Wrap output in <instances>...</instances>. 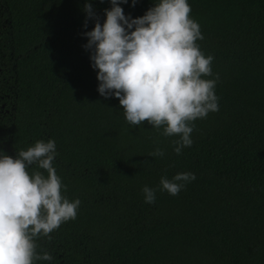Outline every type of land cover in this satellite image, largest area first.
<instances>
[{
  "label": "trees",
  "instance_id": "1",
  "mask_svg": "<svg viewBox=\"0 0 264 264\" xmlns=\"http://www.w3.org/2000/svg\"><path fill=\"white\" fill-rule=\"evenodd\" d=\"M153 2L121 7L136 18ZM84 3L0 0V150L53 139L62 192L81 202L36 238L53 259L35 264H264V0H188L218 110L192 122L179 155L175 136L128 125L118 98L98 93ZM91 3L103 23L108 0ZM156 147L162 157L149 156ZM178 172L195 179L175 196L160 191V177Z\"/></svg>",
  "mask_w": 264,
  "mask_h": 264
},
{
  "label": "clouds",
  "instance_id": "2",
  "mask_svg": "<svg viewBox=\"0 0 264 264\" xmlns=\"http://www.w3.org/2000/svg\"><path fill=\"white\" fill-rule=\"evenodd\" d=\"M108 2L103 23L91 0L83 6V27L89 19L94 21L91 30L82 33L87 38L82 47L90 52L97 91L118 98L128 125L146 121L163 136H175L173 151L179 155L192 144V122L218 110V75L205 78L213 75V56H206L197 44L203 36L189 15L191 6L188 0H155L142 16L131 18L121 7L128 0ZM56 155L51 138L37 140L13 156L0 150V264L52 260L50 253L37 252L36 238L75 219L81 202L63 194L65 186L52 164ZM163 155L160 147L149 153ZM30 166L35 167L29 171ZM194 179L190 172L170 179L161 176L159 190L175 196ZM142 192L146 203L154 202L156 189L145 185Z\"/></svg>",
  "mask_w": 264,
  "mask_h": 264
}]
</instances>
